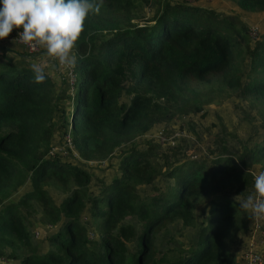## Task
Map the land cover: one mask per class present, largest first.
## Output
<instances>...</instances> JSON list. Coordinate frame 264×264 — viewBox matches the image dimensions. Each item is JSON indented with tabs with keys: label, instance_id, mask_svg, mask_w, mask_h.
I'll use <instances>...</instances> for the list:
<instances>
[{
	"label": "trees",
	"instance_id": "trees-1",
	"mask_svg": "<svg viewBox=\"0 0 264 264\" xmlns=\"http://www.w3.org/2000/svg\"><path fill=\"white\" fill-rule=\"evenodd\" d=\"M231 1L264 11V0ZM10 50L19 58H0V261L242 264L230 247L253 219L234 197L253 193L255 173L264 171V125L240 151L220 128L209 160L187 157L186 145L163 150L147 139L141 149L134 141L155 126L204 117L206 106L232 95L264 120V31L252 36L234 16L179 0H104L76 45L68 111L60 104L66 77L57 86L45 71L47 80L34 82L30 64L45 51ZM118 150L120 175L97 179L92 190L87 163L106 166ZM50 188L62 195L58 203ZM176 223L159 247L158 233ZM177 228H197L194 241L182 248Z\"/></svg>",
	"mask_w": 264,
	"mask_h": 264
},
{
	"label": "rangeland",
	"instance_id": "rangeland-1",
	"mask_svg": "<svg viewBox=\"0 0 264 264\" xmlns=\"http://www.w3.org/2000/svg\"><path fill=\"white\" fill-rule=\"evenodd\" d=\"M188 2L203 8L213 9L218 13L223 15H230L240 19L241 22L247 24L251 27L252 35H258L264 31V11L258 13L244 12L239 9L238 6L231 0H179ZM153 12L148 11L145 13V19H148L152 16ZM140 25L143 24V21L139 22ZM8 46H14L19 52L22 51L25 53V50L19 46L11 44ZM5 48V47H4ZM45 53V52H44ZM44 53L40 52V56ZM16 55V54H15ZM38 55V56H39ZM38 56L36 60H41ZM46 70V72L54 78L56 85H61V76L66 77V82L63 85V92L60 95V104L63 105V108L66 111L70 108H73L74 102L70 100L68 103L67 96L71 92V87L74 83V77L71 73V70H67L62 66H59L58 63H54L50 60H45L42 58L40 63ZM123 101H127V98L124 97ZM207 115L201 117L199 115H188L183 119L177 120L175 123L171 124L169 127L164 128L163 126H155L152 130L148 131L144 136L136 139L134 141L137 144L138 148L144 149L147 139H153L155 142L160 143L163 150H166L169 145L174 143L175 145H186V155L189 158H193L197 155V158L209 160L211 155L208 153L209 150H213L216 146V134L220 131V128L226 129V138L229 141L230 147L235 151H240V148L246 145L250 140L254 139L258 133L263 132L264 120L262 117L255 111L252 110L249 103L241 98L235 97L232 95L224 103L216 102L214 105L206 106ZM70 112L66 114V117ZM69 126V125H68ZM59 133H55V140L58 139ZM63 143L56 144L54 147L57 150H62ZM65 151V150H64ZM67 152L65 151L63 155ZM185 155V157H186ZM69 159H72L71 156L67 155ZM121 152L118 150L116 155H114L113 160L107 162L108 165L105 166V163L102 165H97L96 162H88L87 165L93 173V179L91 183V189L95 190L98 188L100 181L97 179L103 180L105 182L111 181L115 176L120 175L119 167L121 163ZM209 164V163H208ZM105 166V167H104ZM259 171H256L255 175L259 174ZM24 189V188H23ZM23 189L21 191H23ZM49 192L56 203L60 201L62 195L57 190L50 188ZM20 193V192H19ZM250 194V193H249ZM247 194V195H249ZM17 195V194H16ZM15 195V197H16ZM246 194L243 197L247 196ZM207 200L201 202L197 206V215L198 221L201 220L202 215L206 213ZM88 215V214H87ZM130 224H137L135 217H129L126 220ZM178 227V223L172 225L168 230H161L156 239V243L159 247H166L168 243L167 233L173 231ZM176 237V242L181 245L182 248L188 246L192 243L197 235V228L193 230H183L180 231L178 228L174 233ZM247 236V237H246ZM248 235H244L241 238L234 240L231 244V251L238 262H240V257L247 241ZM260 240H264V236H261ZM3 264H15L14 261H4ZM1 263V264H2Z\"/></svg>",
	"mask_w": 264,
	"mask_h": 264
},
{
	"label": "clouds",
	"instance_id": "clouds-1",
	"mask_svg": "<svg viewBox=\"0 0 264 264\" xmlns=\"http://www.w3.org/2000/svg\"><path fill=\"white\" fill-rule=\"evenodd\" d=\"M0 5V40L21 29L18 38L24 44L44 49L59 66L74 70L78 63L75 49L85 31V21L90 13L99 14L104 0H0ZM30 68L35 83L47 80L41 64L32 62ZM254 189L234 200L256 220L264 217V171L255 175Z\"/></svg>",
	"mask_w": 264,
	"mask_h": 264
},
{
	"label": "built area",
	"instance_id": "built-area-1",
	"mask_svg": "<svg viewBox=\"0 0 264 264\" xmlns=\"http://www.w3.org/2000/svg\"><path fill=\"white\" fill-rule=\"evenodd\" d=\"M20 31L21 29H14L7 38L0 40V50L4 47H8V45L11 44L21 46L28 54H34L42 50V48L38 46H29L24 44L18 38ZM66 143L71 149H73L69 135L66 136ZM261 236H264V217L253 220L252 227L249 231V236L247 238V241L245 242L240 257L242 264L262 263L264 256V240H260Z\"/></svg>",
	"mask_w": 264,
	"mask_h": 264
},
{
	"label": "crops",
	"instance_id": "crops-1",
	"mask_svg": "<svg viewBox=\"0 0 264 264\" xmlns=\"http://www.w3.org/2000/svg\"><path fill=\"white\" fill-rule=\"evenodd\" d=\"M15 46H17L18 48H20L18 45H15ZM10 47L11 48H13V49H15L14 48V46H8V47H5V48H2L1 50H0V58L1 59H15V58H19V55H15L14 53H12L11 52V50H10ZM43 58V59H45V60H50V61H53L54 63H56V61L53 59V58H51V57H49L48 55H46L45 53L42 55V56H38V58ZM20 58H21V56H20ZM42 58H41V60H36L35 59V61L34 62H36V63H41V61H42ZM46 71V70H45ZM58 150V149H57ZM43 230H44V228L43 227H37L36 228V233L39 235V237H41L42 236V234H43ZM2 262H4V261H0V264L2 263ZM3 264V263H2ZM15 264H19L18 262H15Z\"/></svg>",
	"mask_w": 264,
	"mask_h": 264
}]
</instances>
